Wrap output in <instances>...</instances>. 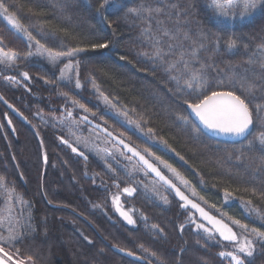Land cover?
Returning <instances> with one entry per match:
<instances>
[{"label":"trees","instance_id":"1","mask_svg":"<svg viewBox=\"0 0 264 264\" xmlns=\"http://www.w3.org/2000/svg\"><path fill=\"white\" fill-rule=\"evenodd\" d=\"M4 2L14 6L12 10L19 22L47 47L54 51L76 47L86 49L73 58V63L80 61L79 78L83 87L74 88L75 67L67 71L72 85L66 87L65 82L55 83L68 60L62 59L53 67L39 56L25 59L27 40L0 17V36L5 39V51L12 49L20 53L16 66L2 72L21 80L19 73L27 71L31 77L30 81H25L24 87L21 83L13 85L6 81L0 72L1 95L26 118L25 122L18 119L0 101V175L31 206L23 209V216L25 220L31 216L34 229L15 245L13 252L19 248L20 256L33 257L34 264H227L217 253L229 242L221 241L217 235L215 239H208L209 235L194 232L190 224H185L189 210L180 207L171 191L148 173L133 171L141 167L137 161L127 159L130 155L84 122L83 115L117 135L123 133L122 138L142 153L143 149H148L154 156L171 164L189 182L187 189L171 177L167 168L153 160L189 197L220 218L223 212L224 221L231 227L236 226L229 218L264 231L260 219L255 214L247 215L242 206L243 202L251 200L252 207L264 215V199L259 195L264 191V172L252 171L256 167L252 157L258 153L246 152L242 160L236 159L240 155L236 150L258 135L257 127L253 126L247 139L239 142L194 133L192 126L196 124L185 109L184 96L170 91L174 85L164 71L160 68L153 71L151 62L138 55L142 50L139 28L131 21L123 20L120 12H110L107 19L102 20L95 11L100 0H70L64 13L56 7L58 0ZM200 18L206 28L217 31L216 20L211 14L201 12ZM109 22L112 27H108ZM262 25L264 18L257 16L251 22L238 21L235 25H228L227 31L256 35ZM41 30L48 34L47 39L41 38ZM95 42H108L109 47L92 50L90 44ZM260 42L258 38L249 41L251 49L254 50ZM121 56L125 59L122 60ZM242 56L246 58L247 54L241 48L236 55L217 56L216 60L220 67H225L229 61L241 62ZM3 68L0 65V69ZM92 81L117 109L128 110L133 119L144 114L148 121L146 124L141 121L144 131L136 129L141 135L129 129L124 117L115 109L105 105ZM212 83L215 85V81ZM62 92H69L70 98L60 95ZM72 100L83 104L89 111L85 113L78 104L73 105ZM261 103H264V94L257 92L253 104ZM62 107L77 111L73 117L78 129L69 125ZM182 117H187L190 123L185 124ZM148 128L153 129L151 138L145 135ZM64 137L71 138L88 160L72 154L69 147L61 143ZM162 139L166 143L162 144ZM77 140L81 143L77 144ZM105 161L119 178L120 187L131 184L137 189L127 198L138 211L133 218L134 225L127 224L115 213L111 214L112 221L99 208L90 206L91 202H97L108 213L111 211L109 192L102 185L114 187V175ZM129 172L132 173L130 177ZM150 186L157 187L168 203L155 196ZM191 188H195L203 200L192 196L188 192ZM253 188L257 189V194H253ZM225 190L233 194L227 202ZM6 199V196L0 197V212L4 215H7V206L3 203ZM20 210L21 206L15 205L13 215L18 217ZM181 224H184L183 231L179 227ZM153 225L157 227L154 229ZM160 229H163L162 233ZM112 245L132 251L144 261L115 253ZM245 260L246 264H264V246L258 244L254 255Z\"/></svg>","mask_w":264,"mask_h":264},{"label":"snow or ice","instance_id":"2","mask_svg":"<svg viewBox=\"0 0 264 264\" xmlns=\"http://www.w3.org/2000/svg\"><path fill=\"white\" fill-rule=\"evenodd\" d=\"M69 3L70 0H58L56 7L60 9L61 13H64L67 11ZM13 7L11 4H6L4 0H0V17L6 19L15 29V32L22 34L23 38L27 40L28 51L23 54L24 58L39 56L53 67L57 66L62 59H67L68 63L60 69V76L55 83L65 82L66 87L72 85V78L67 75V71L75 67L77 73L74 88L81 89L83 84L79 78L80 61L76 60L73 63V58L86 49L76 47L68 48L66 51H54L47 47L19 22L12 10ZM95 11L102 20H106L110 12H120L123 20L131 21L134 26L139 28L138 38L142 44V50L138 55L151 62L153 71L157 68L164 71L169 82L174 85L173 88L169 89L170 91L184 96V103L187 104V108L203 125V129H201L193 124L194 133L199 135L207 131L216 135L247 139L253 126L257 127L258 135L243 148L236 150L240 153L236 159L242 160L246 152L249 154L258 153V156L252 157L253 163L256 164L252 171L254 173L264 172V103L253 104L257 92L264 94V25L261 26L256 35L237 33L235 30L227 31L228 25H235L238 21L251 22L257 16L264 18V0H203L202 6L201 0H100ZM201 12L204 15L211 14L215 18L217 31H212L204 26L200 18ZM108 27H112L111 22L108 23ZM39 35L43 39L48 38V34L42 30ZM257 38L261 42L252 50L249 41ZM4 45L5 39L0 36V65L4 66L0 72L15 67L20 56V53L12 49L5 51ZM61 47L63 48V45ZM90 47L92 50L107 49L109 43L95 42L91 43ZM241 48L247 54L246 58L242 56L241 62L229 61L225 67L218 65L217 56L236 55ZM120 58L125 59L123 56ZM212 73L216 75L212 76ZM20 76L25 81L31 80L27 71L20 72ZM4 79L13 85L21 83L16 76H4ZM212 81H215V85ZM45 83L48 81L45 80ZM92 85L106 106L115 109L118 115L124 117L128 125H134L135 129L144 131L141 121L145 124L148 121L143 113H140L137 119H133L128 110L117 109L116 105L100 91L94 81H92ZM60 95L70 98L69 92H62ZM72 103L73 105L78 104L85 113L89 111L76 100H72ZM9 107L12 106L9 105ZM133 111L135 110L133 109ZM92 115L94 116L95 113ZM67 117L71 119V110H67ZM182 119L185 124L190 123L187 117H182ZM82 120L87 121L88 116L85 115ZM72 123L77 122L73 120ZM105 131L108 136H113L112 132L107 131V129ZM145 135L151 138L153 129L148 128ZM120 136L123 137V133ZM61 143L66 144L73 153L81 156L85 161L88 160V156L83 151H78L77 147H74L68 139L61 138ZM76 143L80 144L81 141L77 140ZM83 143L87 146V141ZM119 143L132 153V156L127 157V159L138 158L141 167L139 169L134 168L133 171H144L145 175L148 172L154 173L159 181L173 189L176 196L183 201L180 205L181 208H187L190 205L203 220L211 225V228L206 227L204 223H196L192 213H189L186 223L191 222L195 224V230H203L204 233L209 234L208 239H215V235L218 234L221 241L232 243L233 250L219 252L221 258H230L229 264H246L245 258L254 255L257 245L264 246V231L255 227L249 228L240 220L229 218L231 223L240 229L239 233L234 231L224 221L225 214L223 212L220 213V219L210 215L199 203L194 202L181 191V188L172 179L166 177L161 169L152 162L153 160L158 161L160 165L172 173L180 185L188 188L189 182L167 161L161 160L159 156H154L148 149H144L147 156L142 154L136 147L129 145L122 138H119ZM161 143L166 142L162 139ZM41 146L43 147V141H41ZM148 157L152 159L150 160ZM100 158L104 159L102 156ZM180 159L183 160L184 157L181 156ZM46 161L47 157L45 156ZM105 164L109 171L113 172V186L119 189V178L115 177L111 165L107 164L106 161ZM84 175H88L87 170H85ZM127 175L130 177L132 173L129 172ZM92 182L93 184L96 183L95 177H93ZM153 190H156L155 187ZM136 191L137 189L131 184L122 189V192L128 196H132ZM190 191L192 196L199 197L195 188H191ZM251 191L253 194H257V189L253 188ZM232 195L231 192L225 190V201L227 202ZM259 195L264 199V191L260 192ZM3 196L7 197L3 201L7 206L5 209L7 215L0 212V264H34L33 257L20 256L19 248H15L14 252L12 251L15 245L26 237L27 232L34 231L31 216L29 215L27 220L23 216V209L31 206L15 192L14 187H9L6 178L0 175V197ZM161 199L165 204L168 203L167 197H161ZM199 199L203 200V197H199ZM119 201L120 196L113 195V204L116 205V210L127 224L134 225L136 221L129 214L132 210H121L122 206ZM17 204L21 206L18 217L13 215L14 206ZM242 206L247 215L255 214L264 227V215L252 207L251 200L243 202ZM93 207H99V205H93ZM156 227L153 225L154 229ZM179 227L183 231L184 224ZM5 231L6 235L4 234ZM160 232L162 233L163 229H160ZM85 239L88 238L85 237ZM88 242L91 243L90 240ZM113 247L116 246L113 245ZM119 251L125 252L126 250L120 248ZM126 254L130 257L135 255L132 251H127Z\"/></svg>","mask_w":264,"mask_h":264},{"label":"water","instance_id":"3","mask_svg":"<svg viewBox=\"0 0 264 264\" xmlns=\"http://www.w3.org/2000/svg\"><path fill=\"white\" fill-rule=\"evenodd\" d=\"M0 97H3L2 95H1V93H0ZM0 101L8 108V110L14 115V116H16L18 119H20V120H22V121H26V118L20 113V111H18L12 104H10L8 101H7V103H5V98L3 97V99H0ZM9 105H11L12 107H9ZM185 109H186V111H187V113H188V115H189V117L194 121V123L198 126V127H200L201 129H203V125H201L200 124V122H199V120H198V118L197 117H195V115H194V113H191V110L190 109H188L187 108V104H185ZM85 115H83L82 117H84ZM7 121L9 122V119H7ZM84 121V120H83ZM84 122H86L88 125H90L91 127H93V128H95L96 130H98L99 132H101L103 135H105L106 137H108L109 139H111L116 145H118L123 151H124V153L125 154H128V155H130V156H132V153H130V152H128L125 148H124V146H123V144H120L119 143V138H122L121 136H119V135H117L116 133H114V132H112L111 130H109L108 128H106L104 125H102V124H100V123H98V122H96V121H94V120H92L91 118H89L88 117V120L87 121H84ZM97 125H99V127H97ZM105 129H107V131H110V132H112L113 133V136H108L107 135V132L105 131ZM252 130H253V128H252ZM252 132V131H251ZM204 133L206 134V135H208L209 137H211V138H214V139H217V140H221V141H226V142H239V141H242V140H244L243 138H235V137H232V136H226V135H216V134H214V133H211V132H207V131H204ZM114 137H116V138H114ZM122 139H124V138H122ZM125 140V139H124ZM125 142L126 143H128L129 145H131V146H133V147H135L134 145H132L130 142H128L127 140H125ZM138 149V148H137ZM139 150V149H138ZM140 151V150H139ZM141 152V151H140ZM142 153V152H141ZM142 154H144V153H142ZM145 155V154H144ZM132 158H134L136 161H137V163H138V158L137 157H132ZM153 162V161H152ZM154 163V162H153ZM139 164V163H138ZM157 165V164H156ZM158 166V165H157ZM159 167V166H158ZM162 171V170H161ZM162 173L166 176V177H168L163 171H162ZM148 174L151 176V177H153L155 180H157L161 185H163L166 189H168L169 191H171V193L173 194V196L175 197V199H177L179 202H180V205L183 203V201H181L180 199H179V197H177L176 196V194H175V191L173 190V189H171L168 185H165V184H163V182L162 181H159V179H158V177H156L155 176V174L154 173H151V172H148ZM169 178V177H168ZM174 182V181H173ZM175 183V182H174ZM178 186V185H177ZM181 191H183L182 189H181ZM184 192V191H183ZM185 193V192H184ZM186 194V193H185ZM187 195V194H186ZM190 199H192L194 202H197V203H199L198 201H196V200H194L193 198H191V197H189ZM200 204V203H199ZM200 206L201 207H203L204 208V210L205 211H207L210 215H213V216H216L218 219H220V217H218L217 215H215V214H213L212 212H210L209 210H207L203 205H201L200 204ZM182 209H188V210H190L194 215H195V217H196V219L197 220H199L200 222H202V223H204L206 226H208L209 228H211V225L210 224H208V222L207 221H205V220H203L201 217H200V214L195 210V209H193V208H191V206L189 205L187 208H182ZM121 210H123V211H126V210H124L123 208H121ZM116 212H117V214H118V216L123 220V221H125L124 219H123V217L120 215V213L116 210ZM126 222V221H125ZM226 222V221H225ZM127 223V222H126ZM227 223V222H226ZM230 226V225H229ZM231 227V226H230ZM234 230V229H233ZM217 236H218V234H216ZM219 237V236H218ZM226 242H228V241H226ZM121 247H118V246H116V247H113V245L111 246V249H112V251H114L115 253H118V254H120V255H122V256H124V257H129V258H131V259H133V260H136V261H140V262H143L144 260H143V258L141 257V256H139L138 254H136V253H134L135 255L134 256H128L127 254H126V252L127 251H129V250H127V249H125L126 251L125 252H121V251H119V249H120ZM124 249V248H123Z\"/></svg>","mask_w":264,"mask_h":264},{"label":"rangeland","instance_id":"4","mask_svg":"<svg viewBox=\"0 0 264 264\" xmlns=\"http://www.w3.org/2000/svg\"><path fill=\"white\" fill-rule=\"evenodd\" d=\"M9 69H7L6 70V72L8 71ZM13 70V69H12ZM13 72H15V70H13ZM22 72V71H21ZM1 73H3V76H14V75H9L8 73H4V72H1ZM19 76H20V73H19ZM20 78H21V84H23V86L25 85V80L23 79V77L22 76H20ZM24 87H26V86H24ZM63 112H64V118H66L69 122L68 123H70L69 125L71 126V127H75L76 129H78V123H75V124H73L72 123V121L74 120V121H76L77 122V120L73 117V113L74 114H76L77 113V111H73L71 108H69V107H62V109H61ZM67 110H71L72 111V117H71V119H69L68 117H67ZM4 113H5V111H4ZM7 115H6V113H5V117H6ZM124 121L126 122V124H127V121L124 119ZM127 126H128V128L129 129H131V130H133V131H135L138 135H141V133H139L135 128H134V126L133 125H128L127 124ZM131 130H128L127 129V131L128 132H133V131H131ZM120 136V135H119ZM64 139H68L72 144H73V146L74 147H77L76 145H75V143H73L72 142V139L71 138H69V137H64ZM145 139H147V138H145ZM147 140H150V139H147ZM151 141V140H150ZM107 144H109L108 142H107ZM64 145H66V144H64ZM104 145H106L105 144V142H104ZM67 146V145H66ZM108 147H109V145H108ZM110 148V147H109ZM70 149V151L72 152V150H71V148H69ZM77 149H78V151H82L80 148H78L77 147ZM144 150V149H143ZM72 154H74V155H77V154H75V153H73L72 152ZM81 157V156H80ZM171 177L173 178V179H175L176 180V178L173 176V175H171ZM171 179V178H170ZM102 187L104 188V189H106L108 192H109V203H110V209H111V211H110V213H108L100 204H98L97 202H91L90 203V206H91V208H99L103 213H105L106 215H107V217L110 219V220H114L113 219V217L111 216V214H113V213H115L116 215H117V212H116V205H114L113 204V195H119L120 196V201H119V203H120V205L122 206V208L124 209V210H126V211H128V210H132L129 214L130 215H132V217L134 218L135 217V215L136 214H138V211H137V209H135V207H133L132 205H130L129 203H128V201H127V198L128 197H131V196H128L127 194H124L123 192H122V189L124 188V187H127V186H124V187H120L119 189H117L116 187H108L107 185H102ZM153 186H150V191H152L153 193H154V195L155 196H158L159 198H161V197H164L163 195H162V193L157 189V187H155V191L153 190ZM185 188V187H184ZM187 189V188H186ZM188 192H191L190 191V189H189V191ZM151 195H153V194H151ZM93 205H99V207H93ZM189 213H192L190 210H189V212L187 213V216H186V221H187V219H188V216H189ZM192 217H193V219L196 221V223H202V222H200L199 220H197L196 219V217H195V215L192 213ZM185 224H190L191 226H192V228H193V231L194 232H196V233H201V234H205V235H209V234H207V233H204L203 232V230H195V224H192L191 222H187V223H185ZM233 229H234V231H236V232H240V229H238V228H236V227H232ZM231 250H233V245H232V243L231 242H229L228 244H226V248L225 249H223V250H221V251H231ZM220 251V252H221ZM218 254V256H219V252L217 253ZM220 257V256H219ZM221 258V257H220ZM221 259H223L224 261H226V263L227 264H229V261H230V258H227V259H224V258H221Z\"/></svg>","mask_w":264,"mask_h":264},{"label":"flooded vegetation","instance_id":"5","mask_svg":"<svg viewBox=\"0 0 264 264\" xmlns=\"http://www.w3.org/2000/svg\"><path fill=\"white\" fill-rule=\"evenodd\" d=\"M206 226V225H205ZM206 227H208V226H206Z\"/></svg>","mask_w":264,"mask_h":264}]
</instances>
